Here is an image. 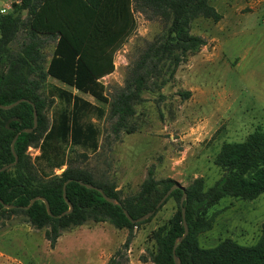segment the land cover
Listing matches in <instances>:
<instances>
[{"label":"trees","instance_id":"16d2710c","mask_svg":"<svg viewBox=\"0 0 264 264\" xmlns=\"http://www.w3.org/2000/svg\"><path fill=\"white\" fill-rule=\"evenodd\" d=\"M136 12L161 19L166 27L147 44L130 67L125 86L111 99L103 78L114 72L116 53L137 29ZM199 17L219 21L222 14L211 0H20L1 16L0 56L7 49L14 55L0 83V168L11 165L0 172V220L19 216L39 229L49 227L46 236L54 247L62 231L90 221H108L132 233L173 198L176 212L152 231L156 249L141 260L177 264L174 245L185 232L180 202L187 192L184 206L189 234L176 249L181 264H264V224L253 246L228 237L216 246L203 247L198 239L201 232L212 228L209 211L222 199L254 200L264 194V130L251 133L243 141L223 143L214 160L223 174L212 186L207 188L205 178L197 177L184 189L174 190L157 208L178 181L170 177L157 179L150 169L141 190L122 197L114 182L97 179L92 171L69 159L68 145L98 151L101 128L94 118L106 116L104 107L57 85L47 87L49 100L40 92L51 76L100 102L110 103L114 133L133 132L135 126L130 119L136 114V104L143 100V92L160 91L171 83L179 65L206 45L205 37L192 33V24ZM52 41L55 49L49 59L45 48ZM182 96L189 98L191 92H182ZM21 99L25 100L12 108L3 107ZM55 100L58 103L53 105ZM51 105L49 118L46 110ZM35 110L38 126L26 132L34 126ZM30 147L39 148L40 153L33 156ZM64 166L58 174L56 169ZM81 182L103 188L122 205L107 201L99 190ZM64 186L74 205L71 212H67L70 206ZM37 196L48 199L52 215L41 199L26 208ZM5 204L14 207L6 208ZM125 209L134 219L153 210L155 213L144 221L132 222ZM126 261L123 256H113L107 264Z\"/></svg>","mask_w":264,"mask_h":264},{"label":"rangeland","instance_id":"374dc122","mask_svg":"<svg viewBox=\"0 0 264 264\" xmlns=\"http://www.w3.org/2000/svg\"><path fill=\"white\" fill-rule=\"evenodd\" d=\"M19 1L0 0V18ZM211 3L222 18L199 17L192 24V33L205 37L206 45L179 65L171 83L160 91L143 92V100L136 104V114L130 119L133 132L114 133L110 103L51 76L41 88L47 99V87L57 85L105 108L104 118H94L101 128L98 151L68 145L67 154L97 179L114 182L122 197L137 194L150 169L157 179L170 177L183 186L204 177L209 188L223 174L214 161L223 143L243 141L264 130V0ZM135 15L136 31L116 53L114 72L103 78L111 99L125 86L130 67L147 44L166 27L161 19L140 12ZM54 49L55 42H49L45 48L49 59ZM13 55V50L7 49L0 56V83ZM187 91L191 96L184 98L182 92ZM57 103L55 100L53 105ZM46 114L52 117V105ZM36 149L30 147V154H39ZM65 168L56 172L60 174ZM176 210L177 202L172 198L132 233L108 221H90L62 231L54 247L46 236L49 227L39 229L19 216L0 220V264H107L113 256H123L126 264H154L143 262L141 257H149L156 249L152 231ZM208 218L212 228L198 236L203 247L216 246L228 237L253 246L262 234L264 194L254 200L226 197L210 209Z\"/></svg>","mask_w":264,"mask_h":264},{"label":"water","instance_id":"95a60500","mask_svg":"<svg viewBox=\"0 0 264 264\" xmlns=\"http://www.w3.org/2000/svg\"><path fill=\"white\" fill-rule=\"evenodd\" d=\"M25 99H21V100H18L12 104H9V105H5L3 106L4 108H12L13 106L15 105H18L19 103H21L22 101H24ZM38 126V112L35 110V121H34V126L31 127V128H28V129H25L24 131L26 132H32L36 127ZM16 140V139H15ZM15 140L13 141V144H12V147H14V144H15ZM11 165H6L2 168H0V172L3 171V170H6L7 168H9ZM83 185L89 187V188H94V189H97L99 190L104 198L109 201V202H112V203H115V204H118V205H122V202L120 200H118L117 198L115 197H112L110 195H108L103 188L99 187V186H96L94 184H91V183H85V182H81ZM185 186H183L181 183H176L174 184L167 192L166 194L163 196V198L160 200V202L157 204V208H160L164 202L170 197V195L172 194V192L176 189H184ZM64 197H65V200L67 201V203L69 204L70 208L67 212H71L74 208V205L73 203L70 201V199L68 198L67 196V192H66V186H64ZM43 200L46 204V207H47V210L49 212V214H53L52 213V210H51V206H50V202L48 201V199H46L45 197L43 196H37L36 198H33L31 203L26 206V208H30L37 200ZM187 199V192H184L183 194V197L181 198V205H182V215H183V219H184V226H185V232L183 235L179 236L176 241H175V245H174V258H175V261L177 264H181V259L180 257L177 255L176 253V249H177V246L180 242H182L189 234V226H188V222H187V219H186V208L184 206L185 204V201ZM5 207L6 208H13L14 205H9V204H5ZM66 213V212H65ZM155 213V210L153 211H150L148 212L147 214L143 215L142 217L140 218H137V219H134L129 211L127 209H125V214L128 216V218L132 221V222H139V221H144L148 218H150L151 216H153ZM63 215V214H62Z\"/></svg>","mask_w":264,"mask_h":264},{"label":"built area","instance_id":"2783aa9c","mask_svg":"<svg viewBox=\"0 0 264 264\" xmlns=\"http://www.w3.org/2000/svg\"><path fill=\"white\" fill-rule=\"evenodd\" d=\"M36 150H37V153H38V152H39V149L37 148ZM34 156H35V155H34Z\"/></svg>","mask_w":264,"mask_h":264},{"label":"crops","instance_id":"0c3cea01","mask_svg":"<svg viewBox=\"0 0 264 264\" xmlns=\"http://www.w3.org/2000/svg\"><path fill=\"white\" fill-rule=\"evenodd\" d=\"M38 149H39V148H38ZM39 152H40V149H39ZM39 152H38V153H39ZM2 256H3V254H2ZM144 264H147V263H144Z\"/></svg>","mask_w":264,"mask_h":264}]
</instances>
